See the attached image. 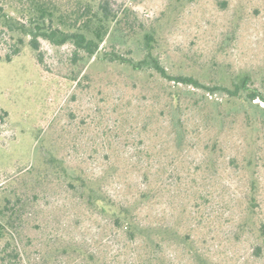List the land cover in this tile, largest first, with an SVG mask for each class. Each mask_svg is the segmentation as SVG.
<instances>
[{
    "label": "rangeland",
    "instance_id": "obj_1",
    "mask_svg": "<svg viewBox=\"0 0 264 264\" xmlns=\"http://www.w3.org/2000/svg\"><path fill=\"white\" fill-rule=\"evenodd\" d=\"M107 2L117 13L130 8V20L139 30L157 32L154 49L169 73L192 75L213 87L248 72L251 85L264 94V0ZM6 31L0 28V115L5 114L0 123V208L16 202L23 209L17 228L6 234V250L16 243L20 253L9 264L136 263L137 244L109 211L84 202L81 179L112 206L133 203L142 223L191 232L201 241L199 250L216 264H254L251 241L233 234L248 190L240 168L242 125L246 115L255 121L254 106L229 109L223 106V89L177 86L152 70L115 61L95 65L93 58L83 66L85 59L73 61L72 44L39 37L41 66L28 46L29 36L20 45L18 32ZM17 45L20 54L15 56ZM102 48L142 57L133 40L119 44L107 37ZM7 53L12 60H5ZM76 54L78 60L83 52ZM78 70L87 76L75 85ZM164 89L181 94L183 121L194 135L184 149H177L167 134L171 115ZM203 111L226 121L223 141L211 156L216 162L212 169L205 162L214 132L204 130ZM51 157L56 160L48 162ZM146 168L154 182L149 201L137 199ZM258 182L257 212L264 218V160ZM6 239H0V253ZM162 248L172 264H198L175 244Z\"/></svg>",
    "mask_w": 264,
    "mask_h": 264
},
{
    "label": "trees",
    "instance_id": "obj_2",
    "mask_svg": "<svg viewBox=\"0 0 264 264\" xmlns=\"http://www.w3.org/2000/svg\"><path fill=\"white\" fill-rule=\"evenodd\" d=\"M6 7L12 11H7ZM16 15H15V14ZM130 8H125L122 12L110 11L107 0H0V28L7 32H18L16 44L23 45V37L29 36L28 46L32 51L35 60L42 66L43 60L39 52L38 38L42 37L47 41L62 45L70 43L74 47L73 61L79 63L85 59L83 66L91 59L95 60V65H100L103 61L119 62L133 70L144 71L146 69L154 71L159 77L166 81L174 82L175 85L201 87L209 91L223 89L226 97L223 106L229 109H240L245 106H254L252 115L256 116L255 121H251L246 115L242 130L245 133V146L241 156V171L246 176L248 190L246 202L242 210L237 211L233 234L237 239L246 238L251 241L250 257L254 264H264V218L258 212L259 169L264 160V105H260L253 100L259 99L264 103V94L251 85L252 78L248 72L238 73L229 78L226 85H214L207 87L200 80L192 75L171 74L161 63L159 55L155 52L154 42L156 31H142L135 27L130 20ZM113 39V42L126 44L129 41H136L140 44L142 57L135 60L115 51L102 50V43L105 38ZM82 50L81 58L76 59V51ZM20 47L13 49V55L20 53ZM11 54L5 55V60L10 61ZM84 56V57H83ZM93 62V61H92ZM82 70L74 73L72 80L75 85L80 83V79L87 74ZM253 83V82H252ZM164 94L165 109L171 115L167 121L169 128L168 136L177 149H184L186 142L194 135L187 128L186 121H183L181 111L180 92L174 89L162 90ZM196 105V103L194 104ZM204 130L211 128L214 132L210 143H207L206 162L208 169L215 168L216 162L211 158L216 147L223 141L225 133L224 117L213 111H203ZM4 113L0 115V123L4 121ZM243 117V118H244ZM176 118V121H175ZM248 119V120H247ZM262 139V140H261ZM56 159L49 158L48 162ZM233 159L231 158V161ZM61 163L57 160V163ZM63 169V168H62ZM149 170L146 168L141 173V188L137 199L151 200L153 181L149 180ZM80 197L88 206L99 208L102 211H109L117 227L128 235V238L135 243L138 250V259L134 264H172L171 259L162 250L163 245L175 244L181 252L187 255L189 260L198 264H216L209 260L199 250V238L191 232H180L176 225H160L155 223L145 224L137 219V208L132 204L114 203L107 201L92 186H87L83 179ZM70 186L74 187L70 183ZM113 207V209H112ZM114 211H112V210ZM23 209L17 203L5 205L0 208V239H6L9 229H16L19 224ZM112 212V213H111ZM14 241V237L10 234ZM10 239H6L0 253V261L8 258L7 263H11V258L20 256L16 243L10 251L6 247L10 245ZM6 263V262H5ZM93 264L94 261H93ZM247 264V263H246Z\"/></svg>",
    "mask_w": 264,
    "mask_h": 264
}]
</instances>
